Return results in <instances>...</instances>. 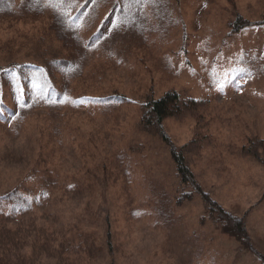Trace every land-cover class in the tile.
Returning a JSON list of instances; mask_svg holds the SVG:
<instances>
[{
  "label": "rangeland",
  "instance_id": "rangeland-1",
  "mask_svg": "<svg viewBox=\"0 0 264 264\" xmlns=\"http://www.w3.org/2000/svg\"><path fill=\"white\" fill-rule=\"evenodd\" d=\"M172 9L157 12L156 23H141L146 31L155 24L148 42L129 35L144 44L137 54L145 62L120 46L100 64L90 54V73L72 89L75 97L118 95L130 103L83 107L54 133L60 148L49 164L78 173L89 187L54 193L27 221L32 230L50 227L58 235L71 227L93 233L102 252L84 251L78 264H264V25L230 33L238 17L264 23V0H173ZM33 22L0 20V41L15 39L20 48L37 33ZM122 33L111 34L107 47L124 41ZM26 60L0 57V64ZM167 92L178 94L181 113L163 121L165 135L201 193L243 218L255 252L222 233L199 195L180 208L170 200L178 180L169 149L158 132L138 126L141 105ZM49 143L38 120L18 138L0 133V195L35 184L26 177ZM32 242L33 235L22 244L26 261ZM42 253L33 264H70L54 248Z\"/></svg>",
  "mask_w": 264,
  "mask_h": 264
},
{
  "label": "trees",
  "instance_id": "trees-1",
  "mask_svg": "<svg viewBox=\"0 0 264 264\" xmlns=\"http://www.w3.org/2000/svg\"><path fill=\"white\" fill-rule=\"evenodd\" d=\"M172 1L21 0L16 3L15 0H0V20L34 21L33 23L39 25L37 33L27 38V42L21 44L20 48L15 39L0 41L1 58L22 54L28 58L26 61L0 64V133L13 132L18 138L23 127L33 120H38L40 129L50 142L43 147L44 156L37 162L38 166L26 177L28 182L35 184L26 188L21 183L20 186L0 195V264H33V260L37 261L40 255L44 254L43 250L50 248H54L62 260L70 264H78L85 259L79 256L80 253L95 257L96 252H102L100 247L96 246L95 236L93 238L91 232H84L75 227L70 228L71 233L68 235L67 231L58 235L57 230L50 227L32 230L27 219L34 209L42 208L44 201L54 193L65 197L66 194H80L89 187L78 173L64 174L63 167L49 164V160L55 157L53 154L56 149L60 148L55 144L54 133L63 132L69 127L65 118L81 114L83 107L88 110L98 105L115 104L120 107L124 101L127 102L125 105L130 103L128 99L118 95L75 97L72 90L74 83H79L83 76L90 73L88 55L97 53L100 64L109 56L111 58L120 46L119 51L123 55L133 53L139 57L137 52L146 51V48L142 41L133 40L129 35L133 34L136 38L148 42L156 33L155 24L146 31L141 23L150 17L156 23L158 4V13L161 14L163 10H173ZM148 10L151 14H148ZM263 25L261 22L252 23L238 17L231 25L230 33ZM115 31L127 35L121 43L107 47L110 35ZM127 46L129 48H126ZM22 48L26 51H22ZM139 60L145 62L142 56ZM98 65L95 63V71ZM180 113L178 94L167 92L142 104L138 121V126L144 131L158 132L157 137H160L169 149L178 180V191L170 195V200L180 208L195 194L199 195L209 213V219L219 225L222 233L237 238L246 250L255 252L243 218L224 211L206 194L201 193L182 153L165 135L163 121ZM111 176L109 172L105 178ZM34 193L36 194L33 195ZM25 224L28 226L23 231L22 226ZM32 235V248L37 252L33 250L34 255L27 256V259L31 258L26 261L22 244H26Z\"/></svg>",
  "mask_w": 264,
  "mask_h": 264
}]
</instances>
